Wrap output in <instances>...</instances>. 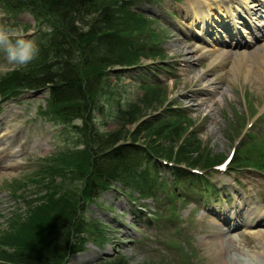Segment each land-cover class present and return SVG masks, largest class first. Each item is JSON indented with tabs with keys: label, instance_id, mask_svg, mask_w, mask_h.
<instances>
[{
	"label": "rangeland",
	"instance_id": "obj_1",
	"mask_svg": "<svg viewBox=\"0 0 264 264\" xmlns=\"http://www.w3.org/2000/svg\"><path fill=\"white\" fill-rule=\"evenodd\" d=\"M145 3L149 5L145 6ZM184 5L185 0H169L163 4L155 1L142 2V5L138 0H130L124 6L126 12L133 13V10L138 9L140 13L141 10L145 11L146 17H151L150 22L137 29V35H128L136 28L125 31L127 33L123 43L137 51L140 59L136 66L133 64L129 67H113L117 70L108 76L109 85H104L94 96L98 106L89 114L84 112L69 121L64 120L47 104L48 89L28 90L16 97L12 96L10 90L0 94V131L6 128L9 131V134L0 139L3 148V153L0 151V230L9 228L13 218L29 215L30 205L27 199H36L35 202H38L42 195L53 192L55 188L59 193L65 188L63 192L68 194L67 196L76 194L74 209L78 212L80 221L85 220L79 231L87 232V227L90 229L97 226L106 236L105 240L100 241H96V236L90 238L91 240L83 246L84 251L70 255L65 264H96L107 261L110 264H128V258L122 254L123 250L128 248L135 249L144 256L143 264H192V261L196 264H260L264 242L260 240L262 238L251 236L250 232L254 230L239 227L234 229L231 235L224 237V240L231 237L225 240L224 261L220 260L219 254H215L209 245L202 243L206 238L217 237L214 234L220 229L215 227V221L210 214H203L204 206L206 208L208 202L214 203L210 205L209 210L220 206L217 197L211 195L212 198L207 199L204 195L209 191L204 188L207 183L205 180H192L183 174L184 177L179 179L181 183L178 184V192L182 191L188 199L204 204L193 209L192 204L187 201L183 203L180 199L182 193L169 186L174 181V175L167 170L169 165L204 167L206 153H210L206 155L209 163L211 160L220 162L235 149L236 143L239 142L238 134L243 129L242 125L249 118L250 124L245 132L251 134H247L238 150H241L240 155H247L250 161H237L235 166L233 165V169L237 170L236 174L230 167L229 173L215 174L211 179L221 183L226 179L225 176L232 179L235 177L240 182L236 190L247 186L248 191L250 185L255 184L252 178H256L260 183L264 182V116L257 123L255 121L264 111V65L258 69L255 64L250 63L253 67L249 77L252 83L243 79L242 74H238L235 81L227 79L222 88L206 86L198 74L200 70L208 67L207 61H191L192 58L187 54L189 48L185 45L192 48L195 41L184 39L179 34V27L164 16L168 9L179 12L180 7ZM3 12L4 9L0 8V25L23 31L27 39H33L36 43L42 32H48L53 27L49 20L40 24L26 12L10 14V17L4 16ZM180 19L181 23L189 24V20ZM166 26L170 29L167 30ZM39 27L41 32L36 34ZM147 28L157 35V44L151 40L150 33L144 31ZM187 32L189 29L186 28L185 33ZM263 42L262 38L256 49H262ZM15 68L20 67L9 64L5 53L0 50V79ZM231 77L234 78L235 75ZM205 87L213 91L206 94ZM203 99L215 100L212 111L206 110ZM41 112L45 114L42 115ZM147 116L149 124L141 130L135 129L139 124L138 120ZM161 118L171 125L161 136L156 137L154 134L159 128L157 126L165 123L158 121ZM184 118L188 123L183 124ZM149 125L152 128L148 129ZM184 125L190 130L184 131ZM93 130L103 134L116 130L119 132L117 135L121 138V143L132 142L138 145L150 144L149 138L153 136L154 144L163 146L168 154L170 153L167 150H176L183 142L189 141L191 145L182 161L175 159L169 160L174 163H169L164 160L169 159L167 156H157V162L154 164H158V167H145L150 180L142 190L143 193L146 191V194L141 195L137 190H126V194L134 198V203H131L118 192L123 189L119 183L116 184L117 191L103 188L101 192L90 195L84 190L85 180L71 182V170L75 171L74 167L82 169L84 164L81 160L69 162L72 168L68 170V163L61 159L62 154L70 148L74 150L78 147L81 157L89 160V156L84 153L87 150L86 145L96 143V140L87 136L88 132ZM85 139L90 143L85 145ZM22 142L24 146L21 152L11 154L13 148L20 146ZM243 148L249 151L244 152ZM173 152L175 154L174 150ZM53 154L55 157L50 156ZM52 157V162L57 161L54 166L60 168L47 175L52 163L48 158ZM199 158L200 163L191 164ZM13 161L17 162L14 169L11 167ZM256 185L258 190L262 189L261 185ZM218 191L222 193L221 190ZM88 196H92L91 201ZM189 211L191 216L187 217ZM184 216L190 221V225L185 228L186 233L193 232L198 236V240L193 238L196 240L195 244L182 242L178 235L176 238L175 231L179 230V220ZM23 233L19 231L18 236L25 239L26 235ZM185 238L188 239V235ZM247 239H250L251 244L246 242Z\"/></svg>",
	"mask_w": 264,
	"mask_h": 264
},
{
	"label": "trees",
	"instance_id": "obj_2",
	"mask_svg": "<svg viewBox=\"0 0 264 264\" xmlns=\"http://www.w3.org/2000/svg\"><path fill=\"white\" fill-rule=\"evenodd\" d=\"M127 1L0 0V8L8 13L29 12L37 20H49L53 25L50 31L40 35L38 56L0 79L1 93L47 87L52 97L50 107L67 121L96 109L94 96L104 85H109L111 69L135 65L140 59V54L123 42L125 31L142 28L145 20L126 12ZM91 133L96 135V143L89 145L94 149L93 159L85 160L82 171L77 167L71 170V182L86 176V181L91 180L88 193L94 190L93 179L126 184L137 181L138 170L126 156V146H114L119 133ZM72 157L68 156L67 160ZM55 162L51 165H57ZM68 166L70 170L72 165ZM63 191L59 193L55 188L38 202L29 201V215L13 218L9 228L0 230V264H64L70 253L80 250L83 241L78 235L84 222L76 219L77 197L67 196ZM19 231L24 232L25 239L18 236Z\"/></svg>",
	"mask_w": 264,
	"mask_h": 264
},
{
	"label": "bare ground",
	"instance_id": "obj_3",
	"mask_svg": "<svg viewBox=\"0 0 264 264\" xmlns=\"http://www.w3.org/2000/svg\"><path fill=\"white\" fill-rule=\"evenodd\" d=\"M228 2L230 3V5H226L227 6V9L230 11H228L226 9V13L225 14H221L219 16H214V18L217 20H219L220 22V28L222 29H225L226 32H228L229 34H233V35H238V37L240 36L239 35V32H237L235 30V28L233 27V17L235 16H238L236 14V12L233 10V5L234 4H239L241 1H246V4L248 3V0H206V1H200L198 3H196L195 0H190V3H194L191 8L192 10L195 12V16H197L196 12H199L200 15H207V12L209 13L210 10H212L214 7H216L220 2ZM250 4L249 7L251 8H257V5L259 4H262V1L261 0H257V1H249ZM207 7V8H205ZM248 6H245V8H242L241 12L243 13L244 11H253L251 8H249ZM259 7V6H258ZM223 12V10H222ZM221 12V13H222ZM261 14V13H259ZM209 17H206L205 19H210L212 15H208ZM239 17V16H238ZM257 18V15H256V12H251L250 13V17L249 19H252V18ZM201 19H197V20H194L195 18H192L191 19V25H193V27L195 28L197 26V24H199V22H202L203 21V17H200ZM260 20V19H259ZM264 22V21H263ZM216 23L217 26L218 23L215 22V21H211L207 26H213L215 27L216 25L214 24ZM214 24V25H213ZM221 29V30H222ZM253 31L254 33L258 34L262 32L264 33V27L259 28V27H256V26H253ZM216 37L215 39H212L211 40V44L209 45H205V46H199L197 44H195V46L193 47V49L191 50L193 53H194V58L198 61H200L201 59H204V58H207L208 60V66H209V69H202L199 73V77H207L208 78V81L215 85L216 87H220V84H222L225 80H227V78L229 80H233L235 81L236 80V77L238 74H243V79L245 80H248L249 82H251V78H249V73L251 71V69L253 67L250 66V63L251 64H255V67H261L264 65V42L262 43L263 44V48L258 50V49H254L253 51H248V50H244L242 49L241 47H243L244 43L242 42V38L240 37V40L239 41H236L235 43L233 42H230L228 47H223V45L220 46H217L218 44H224L225 43V40L223 38H221V36L216 33L215 34ZM219 35V37H218ZM261 36H263L262 38H264V34H262ZM251 38V36H249ZM214 42H217L214 43ZM250 45H255V43L253 41H251V44ZM259 47V46H258ZM244 48V47H243ZM189 52V50H187ZM248 55L250 56V61H249V64H248V68L246 71H244L248 63ZM211 72V74L209 72ZM232 75H235V77H231ZM252 83V82H251ZM205 103V106L208 108V109H211L215 103L214 100H210V101H205L203 102ZM16 163L17 162H12L11 163V167L12 169H14L16 167ZM237 207L240 209V210H243V207H241L240 205L238 206V204H236ZM238 211V210H237ZM222 218H218V220L220 222H226L228 221L229 218H232L233 216V213H231L230 216H228L227 218V215L225 214L224 211H222ZM243 212V211H242ZM253 212V211H252ZM250 212V213H252ZM218 212H216L217 214ZM252 224H257L252 222ZM247 225V224H245ZM251 236H254V237H257V238H262L260 240H262V242H264V233L261 232V231H258V232H250ZM219 237H215V238H211V239H208L205 241H202L204 245H209L214 253L216 254H219V258L221 261H224L225 260V254H226V247H225V244H224V241H223V232H219L218 234ZM246 242L248 244H251V241L250 239H247ZM264 250V246L262 248ZM260 256V254H259ZM260 264H264V253L263 255L260 256Z\"/></svg>",
	"mask_w": 264,
	"mask_h": 264
},
{
	"label": "clouds",
	"instance_id": "obj_4",
	"mask_svg": "<svg viewBox=\"0 0 264 264\" xmlns=\"http://www.w3.org/2000/svg\"><path fill=\"white\" fill-rule=\"evenodd\" d=\"M0 50L11 65L23 67L32 62L39 54L35 40L27 39L26 34L18 29L0 25ZM128 258V264H143L144 256L135 249H124L122 253Z\"/></svg>",
	"mask_w": 264,
	"mask_h": 264
}]
</instances>
